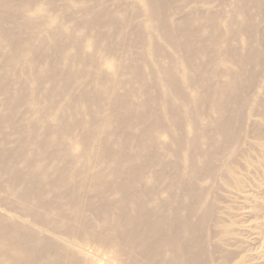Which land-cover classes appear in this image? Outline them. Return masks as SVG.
Returning a JSON list of instances; mask_svg holds the SVG:
<instances>
[{"label": "bare ground", "instance_id": "6f19581e", "mask_svg": "<svg viewBox=\"0 0 264 264\" xmlns=\"http://www.w3.org/2000/svg\"><path fill=\"white\" fill-rule=\"evenodd\" d=\"M9 1L0 0V8L6 13L11 10ZM136 1L143 8L146 19L155 22L149 29L152 31L154 28L162 39L166 37L170 44L165 42L173 46L177 54L180 51L187 54L171 59L175 65L182 66L185 72L177 74L162 67L159 54L152 60V63L158 60L154 73L146 71L141 75L142 71L138 73V67L130 63L127 73H134V78L121 81L125 88L122 95L117 94L118 85L115 84L116 75L121 76L122 71L113 68L108 74V77H112L111 86L97 81L99 79L96 75L93 84L98 100L92 99L91 103L95 112L100 115L98 121L105 124L103 129H99L105 133L99 132L97 138L102 142L92 141V146H96L100 155V160L97 161L98 169L94 175L86 174L87 176L80 177L77 183L75 172L61 171L58 178L70 184L72 189L67 197H58L57 200L54 198L46 200V197L43 199L39 191L33 187L35 182L33 174L24 175L27 176V184L22 190L8 189H13L14 185L5 186L4 191L7 189L13 191L15 193L13 196L16 198L20 196L24 200V208L32 217L41 216L38 208L43 211L47 208L48 213L44 216V222L47 219L48 223L44 228L39 222L31 223L38 234L32 230L23 231L17 224V216L4 209L8 211H4L8 218L0 219V245L5 248L4 254L0 256L1 262L7 260L8 264H207L209 261L205 255L208 254L205 242L209 243L206 240L213 207L211 202L209 205L205 204L206 210L203 211L201 218H197V212L206 201V191L195 192L194 184L202 177L201 169L207 173L204 176L210 179L214 165L222 161L223 156H226L237 143L238 120L235 119L232 123L230 117L224 119L225 110L222 109L225 106H232L228 113L231 112L232 117H236V114L237 117L240 116L239 109L244 99H240L242 93L236 85L246 71L247 65L257 56L255 45H260V39L258 38L256 43L247 39L252 35L254 38L258 29L255 22L246 19L247 6L245 9L241 8V2L246 4V0L240 1L239 14L235 18L229 16L224 19L223 25L227 33L220 35L215 32L214 38L206 36L205 28L194 27L200 20L206 19V16L198 13V3H206L208 0ZM189 4L192 14L174 20L179 16L178 12L188 9ZM90 11L89 9L84 12L87 18L94 15ZM103 13L104 16L113 19L105 10ZM207 17L208 23L211 19H216V15ZM239 19L242 20L238 21ZM112 21L115 20H110V25ZM51 28L52 33L48 30L46 37L44 35L45 51L49 53L53 47L60 62L55 67L56 74L51 80L54 87L59 90L61 98L68 100L72 96L67 84L73 75V63L66 56V48L70 42L64 48L61 47V40L64 41L63 33H60L56 26ZM242 34H247V39L240 36ZM258 35L260 36V33ZM0 36H7L10 40L15 38L11 31L5 30H0ZM233 42L237 45L233 46ZM211 43H214V58H209L208 47L211 45L210 49L213 48ZM220 44L224 46L223 49L215 50ZM146 48L149 56L156 48L150 37L147 38ZM46 56V65L49 66V56ZM228 62H235L237 74H232ZM215 64L224 68L222 76L225 86L215 90L219 95L217 102L204 91L206 81L201 89L200 83L195 80L196 72ZM62 74L65 75L63 78ZM29 76L33 82L37 81V78L32 76V71ZM18 86L22 91L27 87L22 82ZM188 86L190 92L184 89ZM6 89L7 86L3 84L5 96L12 100L10 106L11 103L15 104L13 101L21 99L19 93ZM225 89L231 92L227 95L232 97L229 104L222 97ZM45 93L49 95L50 91ZM79 95L90 98L93 94L91 90L85 89ZM30 97L34 104L37 103L35 100L37 94L31 90ZM207 97L208 109L214 114L207 124L213 126L217 137L223 141L230 140V144L225 148L227 151L222 152L220 156L215 154V149L206 151L202 149L206 138L212 141L211 137L203 135L207 133L205 130L202 133L185 130V125L195 120L189 111L198 101ZM46 105L48 104H45L44 110ZM68 108L73 109L71 105ZM44 118L46 124L44 125L43 121L42 128L32 126L33 124L27 126L32 130L28 138L21 140V147L35 145L33 135L39 134L40 131L47 133L44 134L46 141L61 146L59 142L67 134L64 127L61 129V125H64L61 118H56L51 112H46ZM159 131L167 134L168 143H158ZM101 134L104 136L100 137ZM71 139L78 148L79 135L75 134ZM212 143L215 147L213 141ZM36 145L42 147L38 143ZM164 145L173 146L172 150L176 148L174 153L176 157L182 151L177 158L179 160L177 163L181 164L179 172L176 176L170 177L169 185L162 184L164 177L160 179V175L154 173L152 162L149 161L155 158L152 150ZM6 163L4 167L6 170L10 172L16 170L12 161ZM47 175L48 172L45 171L44 178ZM86 181L93 187L94 196L76 199L73 193L77 185ZM53 191L54 197L62 195L60 186L58 190V183L53 185ZM195 193H198L199 197L197 196L193 203L192 196ZM177 195L180 196L179 202L188 207L190 212L187 215L186 213L180 215L179 210L174 208ZM76 223H82L84 226L79 234H76L78 232L75 228ZM215 226L221 227V224L216 222ZM44 232H48V236L44 237ZM226 264L236 263L228 261Z\"/></svg>", "mask_w": 264, "mask_h": 264}, {"label": "rangeland", "instance_id": "374dc122", "mask_svg": "<svg viewBox=\"0 0 264 264\" xmlns=\"http://www.w3.org/2000/svg\"><path fill=\"white\" fill-rule=\"evenodd\" d=\"M240 1L208 0L206 3H198V13L206 16V19L200 20L194 27L205 28L208 38H214L215 32L224 35L226 28L223 21L229 16L235 18L239 14ZM190 5L183 12H178L179 16L174 20L192 14ZM9 6L11 10L8 13L0 8V30L11 31L15 35L13 40L7 36H0V209L2 208L0 219L8 218L4 212L8 210L17 216L19 228L23 231L32 230L38 234L31 223L39 222L44 228L48 223L47 219L44 222L48 209L44 208L43 211L38 208L41 216L34 218L25 210L24 200L20 196L18 198L13 196L15 193L8 189L22 190L27 184V176L24 175L33 174L35 180L33 187L39 191L43 199L46 197V200L51 198L57 200L58 197H67L72 189L70 184L58 178L61 171L75 172L76 183L80 177L87 176L86 174L94 175L99 166L97 161L100 160V155L96 146H92V141L102 142L97 138L99 132L105 133L99 130L103 129L105 124L98 121L100 115L95 112L91 103L98 100L93 84L96 75L99 79L97 81L111 86L112 77H108V74L113 68L122 71L121 76L115 77V84L118 85L117 94L122 95L125 88L121 81L134 78V73H127L130 63L138 67V73L142 71L141 75L146 71L154 73L158 60L154 63L152 60L159 54L162 67L181 74L185 72L184 69L175 65L171 59L187 54L184 51L177 54L166 37L162 39L154 28L152 31L149 29L155 22L146 19L143 8L136 0H10ZM246 6L248 11L246 19L255 22L260 36L258 33L254 38L252 35L247 39V34L240 36L252 43H256L259 38L260 45H255L257 56L247 65L246 71L236 85L242 93L240 99H244L239 109L240 116L237 117L236 114V117H232L231 112L228 113L232 106H225L222 109L225 110L224 119L228 116L232 123L235 119L238 120L237 143L226 156H223L222 161L214 165L210 179L204 176L207 173L201 169L202 177L194 184L195 192L206 191V201L197 212V218H201L203 211L206 210L205 204L209 205L211 202L213 207L208 232L207 228L205 229L207 232L205 240L209 242H205L208 252L205 255L209 260L205 258L207 264H226L228 261L236 264H264V0H246V4L242 1L241 8L245 9ZM85 9H90L94 15L87 18ZM103 10L111 14L113 19L104 16ZM208 15H216V19H211L210 23L206 22ZM110 20L115 21L110 25ZM240 20L242 19L238 21ZM52 26H56V29L63 33L64 41L61 40V47L64 48L70 42L66 48V56L73 63V75L67 84L72 96L68 100L61 98L59 90L54 87L51 80L56 74L55 67L60 64L53 47L49 53L45 51L44 35L46 37L48 30L52 33ZM148 37L153 40L156 47L150 56L146 48ZM236 45L233 42V46ZM210 47L211 45L208 47L209 58H214V43L213 48ZM223 47L220 44L215 50L219 51ZM46 55L49 56V66L46 65ZM234 63L228 62L232 74L235 75L237 69ZM206 68L204 70L201 68L195 73V80L200 83L201 89L206 81L204 91L217 102L219 95L215 90L225 87L222 76L224 68L218 64ZM31 71L32 76L37 78L35 82L29 76ZM64 76L62 74V78ZM20 82L27 85L24 91L19 89L20 85L17 87ZM3 84L7 86L6 90L19 93L21 99L13 101L15 104L11 103L10 106L12 100L5 96ZM189 86L184 87L186 92H190ZM85 89L91 90L93 95L90 98L80 97L79 93ZM30 90L37 94L35 104L30 97ZM49 91V95L45 93ZM224 94L222 97L227 103L232 101V97L227 96L231 94L229 89H225ZM208 97L198 101L189 111L195 120L185 125V130H195L199 133L205 130L208 134L203 135L211 137L215 147L212 141L206 138L202 149L205 151L215 149V154L220 156L222 152L227 151L225 148L230 144V140L223 141L217 137L213 126L207 124L214 116L208 109ZM45 104L48 105L44 110ZM60 105L65 107L61 108ZM70 105L73 109L68 108ZM96 105L98 106V103ZM46 112H51L56 118L59 117L58 119L61 118V123L64 124L61 125V129L64 127L67 134L59 142L61 146L46 141L44 134L47 133L40 131L39 134L33 135L35 145L21 147V140L28 138L32 130L27 126L33 124L32 126L42 128L43 121L44 125L46 124L44 118ZM96 121L98 122L95 124ZM236 123L237 121L234 126ZM75 134L79 135L78 148L71 139ZM102 136L104 134L100 135ZM157 139L158 143L169 142L167 134L163 131L157 133ZM172 149L173 146L170 145L154 148L152 153L155 158L149 160L152 162L154 173L160 175V179L164 177L163 185H169L170 177L178 174L181 165L177 163L179 161L177 158L182 151L176 157L174 155L176 148ZM8 161L13 162L16 170L10 172L4 168ZM45 171L48 172L47 179L44 178ZM56 183L58 190L60 186L62 195L54 197L52 191ZM7 185H14V188L4 191ZM94 193L93 187L86 181L77 185L73 196L78 199L94 196ZM197 196L198 193L193 194V203L199 197ZM179 200L180 196L177 195L174 208L179 210L180 215L184 213L187 215L190 212L188 207ZM216 222H219L221 227H216ZM75 228L78 231L76 234H79L84 226L82 223H76ZM47 233L44 232V237L48 236ZM4 252L5 248L0 245V256ZM8 262L0 261V264Z\"/></svg>", "mask_w": 264, "mask_h": 264}]
</instances>
